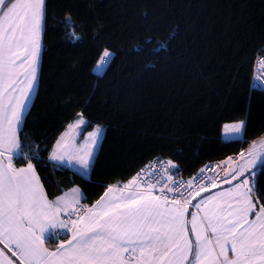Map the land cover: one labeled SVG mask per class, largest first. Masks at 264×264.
Here are the masks:
<instances>
[{
	"label": "trees",
	"instance_id": "trees-1",
	"mask_svg": "<svg viewBox=\"0 0 264 264\" xmlns=\"http://www.w3.org/2000/svg\"><path fill=\"white\" fill-rule=\"evenodd\" d=\"M41 38L37 85L18 131L26 155L13 163H34L50 201L77 186L92 203L154 156L187 177L264 139V88L251 84L264 0H45ZM78 114L87 122L81 140L104 128L88 178L48 159ZM241 120L246 136L224 138L223 124ZM252 172L264 204V169Z\"/></svg>",
	"mask_w": 264,
	"mask_h": 264
},
{
	"label": "snow or ice",
	"instance_id": "snow-or-ice-1",
	"mask_svg": "<svg viewBox=\"0 0 264 264\" xmlns=\"http://www.w3.org/2000/svg\"><path fill=\"white\" fill-rule=\"evenodd\" d=\"M0 10V244L4 246L0 256L5 264L15 261L4 249L18 256L21 264H264V204L255 197V172L250 171L264 169V141L259 148L254 144L245 164L232 171L233 180L248 173L251 183L244 178L234 188L194 205L195 197L181 192L183 183L174 188L165 184L155 195L159 181H145L147 187L142 188L138 173L119 189L109 186L92 206L77 207L78 198L49 201L31 162L13 167V156L25 155L17 131L38 78L45 0H0ZM78 115L69 129L87 123ZM224 128L226 133L246 136L245 121ZM101 134L97 126L89 133L90 143L76 147L74 137L66 141V133L57 140L50 159L69 157L86 173ZM244 158L241 153L240 159ZM168 167L176 165L168 161L164 170ZM187 187H192L191 181ZM204 191L201 188L196 196ZM209 204L211 208L201 209ZM189 205L204 215L189 212ZM62 214L69 219H62ZM62 231L70 232L71 239L49 251L45 240L54 242Z\"/></svg>",
	"mask_w": 264,
	"mask_h": 264
},
{
	"label": "built area",
	"instance_id": "built-area-1",
	"mask_svg": "<svg viewBox=\"0 0 264 264\" xmlns=\"http://www.w3.org/2000/svg\"><path fill=\"white\" fill-rule=\"evenodd\" d=\"M262 61H264V48L261 49V51L257 54L254 59L255 63L253 66V76L251 79V84L259 88H264V63H262ZM240 154L231 153L230 155L222 157L218 160L208 161L201 165V167L196 172L191 175H187V177H184L180 174L179 167L170 158L166 156H154L152 157V159H149L144 164H142L141 167L138 168V170L132 176H130L128 181L131 180L133 177L137 176L138 173H140L141 176L140 186L142 188L147 187L145 181L151 183H156V181H159V184H157V188L154 190L155 195L161 194L160 188L165 184H167L169 187L174 188L177 186V183H183L185 187L181 188V192H184L185 195L190 192L191 196L189 197V199H191V197H197L196 193L199 192L201 188L207 189V191L204 192H208L214 188V184L218 185L221 180L226 177V175L224 174L226 169L228 170L233 165L236 166V164H238V162L240 161ZM229 157H232L233 159L229 160ZM161 161H163L164 163L161 164ZM168 161H172V163L176 165V168L168 167L167 171H165L164 169L165 167H167ZM201 169H204V171L201 172ZM169 177H171V179H169ZM189 181L192 182L191 188L187 187ZM167 194L169 195V197L174 195V193ZM192 204L194 205V200L192 201ZM81 206L90 207L91 205L87 203H80L77 205V207ZM189 207L195 209V207H193L192 205H189ZM64 219H69L67 214L64 216ZM70 234L71 233L69 232L67 235H64L62 231L61 237L55 241H62V239L69 236ZM45 241L48 242V240Z\"/></svg>",
	"mask_w": 264,
	"mask_h": 264
},
{
	"label": "crops",
	"instance_id": "crops-1",
	"mask_svg": "<svg viewBox=\"0 0 264 264\" xmlns=\"http://www.w3.org/2000/svg\"><path fill=\"white\" fill-rule=\"evenodd\" d=\"M79 118H80V117L77 116V117L71 119V121H69V122L64 126V129H63L62 131H60V134L56 137V140L54 141V143L52 144V146H51V148H50V152H49V155H48V159H49V161L51 160L50 157H51V155L53 154V152H54V151H57V146H56V142H57V140H59L60 137H61L62 135H64V134H66V133L68 134V135L66 136V141L70 140L71 137H74V141H72V142L75 144L76 147H80V146H82V145H84V144H86V143H90L89 133H93V132L95 131V129L97 128V126H100V125H94V128L91 129V130H89V131H87V132L84 134L83 139L81 140L80 138H78V133H79V129H80L81 125H80L78 128H75V129H69V127H68V125H70V124L75 125V124H76V121H77ZM83 118H84V117H83ZM241 121H242V120H241ZM237 122H239V121H229V122L223 124V126H222V134H223V137H224V138H226V139H230V138H240V137H237V136H235V135H232V134L226 133V132H225V128H224V126H225L226 124H233V123H237ZM100 127L102 128V134H101L100 137H99V143H100V141H101V139H102V135H103V131H104V128H103L102 126H100ZM99 143H98V145H99ZM98 145H97L96 148H95V154H96V152H97V150H98V148H97ZM69 151L71 152L72 149H69ZM244 152H246V151H242V152H240V153H244ZM95 154H94V157H95ZM15 156H16V155H14L13 158H14ZM94 157L91 159V161H90V167H89V169H88V171H87L86 173L80 168V166L76 163L75 160H70L69 157H65V159H64L63 161H59V160H51V161H54L55 163H57V164H59V165H64V166L68 167V168L71 169V170H75V171L79 172L84 178H85V177L88 178V177L90 176V173H91L90 169H91V166H92V164H93V162H94V160H93ZM28 162H31V161H28ZM28 162H27V163H28ZM240 162H241V163H239V164H240V165H243V164H242V160H241ZM4 163L6 164L7 161L5 160ZM27 163H26V164H23V165H15V164L13 163V159H12V164H13V167H15V168H23V167H26V166H27ZM31 163L34 165L33 162H31ZM237 166H238V165H237ZM237 166H236V168H237ZM34 167H35V166H34ZM253 168H254V167H253ZM253 168L250 169V171H252ZM232 171H233V170H232ZM36 173H37V172H36ZM37 175H38V173H37ZM38 176H39V175H38ZM247 176H249V174H248V173H245L244 176H243V178H241V179H239V180H235V181H233L232 183H228L227 181H231V180H232V172H231V173H228V175H226V177H225L223 180H221V182H220V183H219L214 189L210 190L209 192L201 193L200 196L195 197V199H194V204H196L198 201H200L203 197L210 196V193H212V192H215V193L217 194V193L224 192V191H226V190H228V189L234 188V186H235L237 183H239L242 179H244V178L247 177ZM249 177H250V176H249ZM127 182H128V180L123 181V182H119V183H111V184H108V185L105 187V189L103 190L102 194L97 198V200H99L100 197L104 195V193L108 190V187H109V186H116L117 189H119V188L123 187V185L126 184ZM40 183L42 184L41 179H40ZM250 183H251V181H250ZM42 185H43V184H42ZM43 187H44V185H43ZM74 190H78V193L75 192ZM44 192H45V188H44ZM118 194H119V193L117 192V195H118ZM45 195H46V192H45ZM46 196H47V195H46ZM57 198H63V200H67V201H69V202H72V201L74 200V198H78V199H79V203H81V202H82V201H81L82 193H81L80 188H78L77 186H74V187H72V188H70V189H67V190L63 191V193L60 194ZM57 198H56L55 200H57ZM47 199L50 201V199H49L48 196H47ZM55 200H52V201H55ZM97 200H95V201L92 202V203H89V205L92 206L93 204H95V202H96ZM254 202H255V199H254ZM206 208H208V207H206ZM192 210L198 211L196 208L194 209V208L189 207V212H191ZM198 213H199V211H198ZM63 216H64V214H62V216H61L62 219L64 218ZM186 218L190 220V216H187ZM250 218H252V217L250 216ZM70 239H71V235H70L69 237L65 238L64 241H67V240H70ZM0 246H1L2 248H4L3 244H0ZM44 246H45L46 248H48L49 251H54L55 248H56V246H57V244L54 246V248H50L46 243H44ZM5 250H8V249H5ZM229 254L231 255V253H229ZM14 260H15V262H16L17 264H21V261L18 259V256L15 257Z\"/></svg>",
	"mask_w": 264,
	"mask_h": 264
},
{
	"label": "rangeland",
	"instance_id": "rangeland-1",
	"mask_svg": "<svg viewBox=\"0 0 264 264\" xmlns=\"http://www.w3.org/2000/svg\"><path fill=\"white\" fill-rule=\"evenodd\" d=\"M0 11H2V10H0ZM43 31V30H42ZM41 36H42V33H41ZM41 41H42V38H41ZM105 53V52H104ZM107 57H104V55L102 56V59H100V61L99 62H97L96 63V65L94 66V69H95V71L97 72V73H100L101 72V70H102V67H103V64H104V62H105V59H106ZM40 61V60H39ZM39 66V65H38ZM21 79H23V77H21ZM36 85H37V83H36ZM36 85H35V89H36ZM35 89L33 90V92H32V96H31V99H32V97L34 96V92H35ZM31 101V100H30ZM29 101V102H30ZM21 125V124H20ZM20 125H19V127H20ZM19 127H18V131H19ZM18 131H17V137H18ZM262 141H264V139H261V140H254L253 141V143L252 144H250V146L247 148V150H246V152H244V154H245V158H244V160H242V164H245V161L246 160H248L249 159V157H248V152L250 151V150H252V148H253V145L255 144L256 146H257V148H259V145L261 144V142ZM262 155H264V151H262ZM241 161V160H240ZM238 162V164L239 163H241V162ZM238 164H236V166L238 165ZM240 165V164H239ZM236 166H232L230 169H226V171L224 172V174L225 173H231L232 172V170L233 169H235L236 168ZM223 174V175H224ZM245 178H248L249 179V182L252 180V177H249V176H247V177H245ZM216 193L215 192H212V193H210V196H213V195H215ZM208 197V196H207ZM205 197H203L202 199H204ZM201 199V200H202ZM200 200V201H201ZM200 201H198L197 203H199ZM211 206L212 205H207V206H205V205H201V209H203V210H207V208L206 207H208V208H211ZM191 212H198V211H195V210H192ZM198 215L199 216H203L204 215V211H199V213H198ZM190 219H191V217H190ZM230 255V254H229ZM13 258H15V257H13Z\"/></svg>",
	"mask_w": 264,
	"mask_h": 264
},
{
	"label": "water",
	"instance_id": "water-1",
	"mask_svg": "<svg viewBox=\"0 0 264 264\" xmlns=\"http://www.w3.org/2000/svg\"><path fill=\"white\" fill-rule=\"evenodd\" d=\"M0 248H2L1 246H0ZM5 252V251H4ZM6 253V252H5ZM7 254V253H6ZM7 256L8 257H10L11 259H13L12 257H11V255L10 254H7ZM14 260V259H13ZM15 261V260H14ZM0 264H5V262H4V258L2 257V256H0ZM15 264H17L16 262H15Z\"/></svg>",
	"mask_w": 264,
	"mask_h": 264
},
{
	"label": "bare ground",
	"instance_id": "bare-ground-1",
	"mask_svg": "<svg viewBox=\"0 0 264 264\" xmlns=\"http://www.w3.org/2000/svg\"><path fill=\"white\" fill-rule=\"evenodd\" d=\"M241 160V159H240Z\"/></svg>",
	"mask_w": 264,
	"mask_h": 264
}]
</instances>
